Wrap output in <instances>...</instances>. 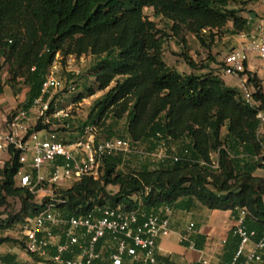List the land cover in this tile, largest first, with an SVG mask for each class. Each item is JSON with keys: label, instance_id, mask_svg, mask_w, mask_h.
Instances as JSON below:
<instances>
[{"label": "trees", "instance_id": "trees-1", "mask_svg": "<svg viewBox=\"0 0 264 264\" xmlns=\"http://www.w3.org/2000/svg\"><path fill=\"white\" fill-rule=\"evenodd\" d=\"M257 1L0 0V60L9 67V81L22 80L29 88L26 108L40 95L58 54L92 56L90 76L104 94L94 102L87 124L98 126L108 139L129 140L142 158L153 159L142 152L157 149L167 154L156 165L140 162L136 167L127 160L134 153L106 157L98 180L84 177L62 190L66 203L59 209L65 217L87 215L96 206H121L138 211L142 220V215L164 207L189 210L198 202L237 217L245 212L244 225L255 232L254 239L264 236V178L255 175L264 169L260 78L246 70L247 82L254 89L255 104L251 105L240 89L225 83L220 74L225 64L214 57L217 69L211 68L212 62L200 66L184 54L192 73H180L164 60L167 34L144 14L145 9H152L170 22L172 36L181 44L190 35L206 45L207 39L219 34L247 33L245 6ZM87 92L94 95L95 88ZM122 122L124 135L119 133ZM42 128L39 125L38 130ZM21 167L15 154L0 168L1 202L18 198L23 213V217L0 221V248L25 245L3 233L18 222L23 225L44 206V202L34 203L35 196L16 184ZM109 187L118 190L111 193ZM240 242L233 229L225 244L227 261L234 258ZM158 261L176 264L170 258ZM40 262L33 257L32 264ZM0 264L23 263L8 252L0 255Z\"/></svg>", "mask_w": 264, "mask_h": 264}, {"label": "built area", "instance_id": "built-area-1", "mask_svg": "<svg viewBox=\"0 0 264 264\" xmlns=\"http://www.w3.org/2000/svg\"><path fill=\"white\" fill-rule=\"evenodd\" d=\"M256 4L258 22L254 25L248 19L251 31L240 35L246 41L224 60L225 75L239 79L243 97L251 105L255 104L254 89L245 75L251 55L261 61L264 93V0ZM60 71L55 60L40 95L31 106L16 107L7 115H0V168L17 154L22 167L15 176L16 184L35 197L43 194V209L27 218L21 227L25 252L40 259L39 264H157L158 241L170 234L173 213L170 207L142 215V220L138 211L121 206H96L84 216L65 217L61 213L59 206L66 203L62 190L67 183L74 184L84 177L98 180L106 157L131 154L134 150L130 141L122 138L97 141L93 130L73 142L61 141L48 130L52 119L65 114L56 109L54 96L64 91L74 94L78 89L75 83L61 77ZM9 76V67L2 59L0 88L6 85ZM39 125L43 126L41 130H38ZM142 154L159 160L167 158L164 149ZM28 169L34 173H29ZM242 215L234 228V234L241 240L238 251L233 260L225 264H264V236L256 241L255 232L244 225L245 212L242 211ZM194 229L195 224H189L188 231ZM250 244L253 247L247 250Z\"/></svg>", "mask_w": 264, "mask_h": 264}, {"label": "rangeland", "instance_id": "rangeland-1", "mask_svg": "<svg viewBox=\"0 0 264 264\" xmlns=\"http://www.w3.org/2000/svg\"><path fill=\"white\" fill-rule=\"evenodd\" d=\"M255 7L256 2L249 3L247 6H245L246 12L243 14L247 15L253 13L254 11L252 8L255 9ZM144 14L151 21L155 22L160 30L167 34L164 45V60L169 66L177 67L180 72H184L187 70V68H190L184 59V54L189 55L200 66L206 62H212L213 57L216 60L219 59V64L223 65L226 55L232 51L231 40L233 39H228L223 34L216 35L214 39H207L206 45H203L199 40L189 35L187 42L185 44H181V42H178L172 36L170 22L162 17H157L152 9H145ZM208 44H210L213 52L207 47ZM214 52H218L219 54L214 55ZM55 60L61 68L59 75L75 83L78 89L74 94L64 91L54 96L53 104H56V109L59 111L63 110L65 114L58 118L52 119L51 126L48 130L54 132L57 135V138L64 142H73L83 136H87L86 132L90 130H93L96 134L97 141L107 140V134L99 129L98 126L87 124L88 116L91 112L94 102L104 94V92L98 91L96 89L94 85V79L90 76V68L95 62V59L92 56H82L81 58L69 56L64 58L60 55L58 57L56 56ZM222 72L231 87H237L241 90L239 81L231 78L228 75H225L223 69ZM91 87L95 88V93L94 95L90 96L87 92V88ZM28 92L29 88L26 86L24 81L17 80L16 82H12L8 80L6 85L0 88V115H7L12 109L25 106L28 102ZM80 95L84 96L81 100L78 99ZM123 124L124 123L122 122V126L119 131L121 135H124ZM135 152L136 153L127 158L132 167L138 166L140 162H148L150 164L156 165L159 161L158 158H142L141 155L137 154L136 150ZM212 158L214 161H216L217 155L213 154ZM123 169L125 170V168ZM28 172L34 173L31 169H28ZM2 181L3 177L0 173V185ZM72 186L73 183H67L64 187V190H67ZM117 190L118 188L109 187V191L111 193H115ZM33 202H43V194L37 195ZM21 211L22 203L18 198L8 197L5 203H2L0 200V221L19 214L23 217V213ZM21 227L22 224L18 222L9 230L4 232L3 235L21 241L23 240L21 235ZM23 247H25L23 243L18 245L13 243L7 244L0 248V255L11 252L18 256L19 262L24 263L25 260L23 256L26 255V252L25 248Z\"/></svg>", "mask_w": 264, "mask_h": 264}, {"label": "crops", "instance_id": "crops-1", "mask_svg": "<svg viewBox=\"0 0 264 264\" xmlns=\"http://www.w3.org/2000/svg\"><path fill=\"white\" fill-rule=\"evenodd\" d=\"M252 9L253 13L244 16L255 25L258 22L257 13L259 8L257 4L255 9ZM249 31H251V28H249ZM226 38L233 39L231 40L232 50L241 46L246 41L240 35L226 36ZM211 51L213 52V49ZM216 54L219 53L217 52L214 55ZM217 61L219 62V59ZM218 67L219 65L215 61L211 63V68L217 69ZM171 68L180 72L177 67ZM248 70L257 74L260 79L262 78L263 72L259 58L251 55ZM180 73L190 74L192 73V69L187 68L186 71ZM220 74L225 83L230 86L222 70ZM230 77L239 81L236 77ZM259 134L264 139V126L261 128ZM255 175L264 178V169H258ZM242 218V212L237 217L231 211L209 210L198 202L191 204V209L189 210H175L170 218V234L158 241L157 260L160 258H170L176 264H225L230 262L233 259L230 261L226 260L229 253L225 255V244L230 232L239 224ZM191 223L195 224L193 232L188 231V226ZM198 243L202 247H197L198 245L196 244ZM252 247V244L248 245L247 250ZM23 258L25 260L23 264L33 263L31 261L33 258L27 253ZM27 261H31L32 263ZM158 264H160V261H158Z\"/></svg>", "mask_w": 264, "mask_h": 264}]
</instances>
